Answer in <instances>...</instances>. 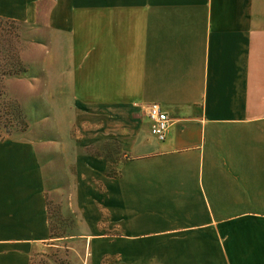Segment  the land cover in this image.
Here are the masks:
<instances>
[{
    "label": "crops",
    "instance_id": "1",
    "mask_svg": "<svg viewBox=\"0 0 264 264\" xmlns=\"http://www.w3.org/2000/svg\"><path fill=\"white\" fill-rule=\"evenodd\" d=\"M0 17L42 26L58 137L0 139V264L52 238L88 264H264V0H0ZM81 121L117 137L116 173L78 148Z\"/></svg>",
    "mask_w": 264,
    "mask_h": 264
},
{
    "label": "rangeland",
    "instance_id": "2",
    "mask_svg": "<svg viewBox=\"0 0 264 264\" xmlns=\"http://www.w3.org/2000/svg\"><path fill=\"white\" fill-rule=\"evenodd\" d=\"M20 37L24 43L22 61L25 71L9 77L6 81L7 93L19 103L26 120L24 130L12 129L8 134H26L36 139L57 140L54 117L48 111L47 101L43 97L42 59L44 54L43 32L41 25L26 21H16ZM96 126L79 122L73 125L71 137L78 141L79 149L92 155H103L107 158V173H116L114 164L122 157L116 136L98 135ZM6 136V135H5ZM46 144H50L47 141ZM59 163L57 169L59 170ZM58 204L47 200V216L51 233L65 235L70 229V221L62 218L57 210ZM74 238H52L37 252L30 264H88L82 258L81 246L72 243Z\"/></svg>",
    "mask_w": 264,
    "mask_h": 264
},
{
    "label": "trees",
    "instance_id": "3",
    "mask_svg": "<svg viewBox=\"0 0 264 264\" xmlns=\"http://www.w3.org/2000/svg\"><path fill=\"white\" fill-rule=\"evenodd\" d=\"M16 21L0 17V139L12 129L24 130L26 127L19 103L6 90V80L25 71L21 58L24 43Z\"/></svg>",
    "mask_w": 264,
    "mask_h": 264
},
{
    "label": "built area",
    "instance_id": "4",
    "mask_svg": "<svg viewBox=\"0 0 264 264\" xmlns=\"http://www.w3.org/2000/svg\"><path fill=\"white\" fill-rule=\"evenodd\" d=\"M144 113L149 121V133L156 139L162 140L169 120L166 113L156 103L147 104Z\"/></svg>",
    "mask_w": 264,
    "mask_h": 264
}]
</instances>
